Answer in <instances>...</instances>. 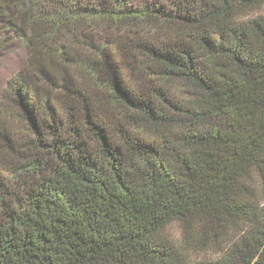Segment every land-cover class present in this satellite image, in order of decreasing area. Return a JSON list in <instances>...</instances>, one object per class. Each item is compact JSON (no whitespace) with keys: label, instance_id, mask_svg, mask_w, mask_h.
Listing matches in <instances>:
<instances>
[{"label":"trees","instance_id":"obj_1","mask_svg":"<svg viewBox=\"0 0 264 264\" xmlns=\"http://www.w3.org/2000/svg\"><path fill=\"white\" fill-rule=\"evenodd\" d=\"M263 5L0 0V264H264Z\"/></svg>","mask_w":264,"mask_h":264},{"label":"rangeland","instance_id":"obj_2","mask_svg":"<svg viewBox=\"0 0 264 264\" xmlns=\"http://www.w3.org/2000/svg\"><path fill=\"white\" fill-rule=\"evenodd\" d=\"M140 1V0H138ZM256 15L264 14V5L255 12ZM7 35L0 34V96L6 88L7 81L17 74L24 64L27 53L24 48L17 43L10 47H3V41ZM165 234L172 240L176 241L179 238L178 228L176 224L170 225Z\"/></svg>","mask_w":264,"mask_h":264},{"label":"clouds","instance_id":"obj_3","mask_svg":"<svg viewBox=\"0 0 264 264\" xmlns=\"http://www.w3.org/2000/svg\"><path fill=\"white\" fill-rule=\"evenodd\" d=\"M221 256L222 253L220 251L214 246H209L196 254L194 264H217Z\"/></svg>","mask_w":264,"mask_h":264}]
</instances>
